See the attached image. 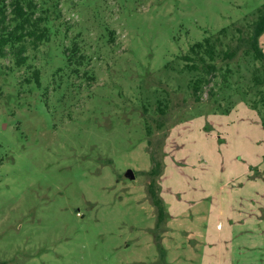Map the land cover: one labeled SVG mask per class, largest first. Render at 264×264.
<instances>
[{
	"label": "rangeland",
	"instance_id": "rangeland-1",
	"mask_svg": "<svg viewBox=\"0 0 264 264\" xmlns=\"http://www.w3.org/2000/svg\"><path fill=\"white\" fill-rule=\"evenodd\" d=\"M34 2L51 40L0 56V264H264V0Z\"/></svg>",
	"mask_w": 264,
	"mask_h": 264
},
{
	"label": "trees",
	"instance_id": "trees-1",
	"mask_svg": "<svg viewBox=\"0 0 264 264\" xmlns=\"http://www.w3.org/2000/svg\"><path fill=\"white\" fill-rule=\"evenodd\" d=\"M9 7L12 9L9 10ZM49 18L37 15V5L34 0H0V56L11 55L18 66L26 64L30 49L37 50L42 44L51 40L52 28ZM264 32V12L260 14L255 23L249 50L252 49L254 56L264 60V51L260 47L259 37ZM221 31L207 36L203 40L193 43L190 52L184 54L182 59L186 65L200 68L206 73L214 72L216 68L217 53L223 45ZM79 50L73 47L70 54L66 53L70 63L74 61ZM35 79L38 80V71H34Z\"/></svg>",
	"mask_w": 264,
	"mask_h": 264
},
{
	"label": "water",
	"instance_id": "water-1",
	"mask_svg": "<svg viewBox=\"0 0 264 264\" xmlns=\"http://www.w3.org/2000/svg\"><path fill=\"white\" fill-rule=\"evenodd\" d=\"M125 175L130 178V179H134L135 178V172L132 170V169H128L126 172H125Z\"/></svg>",
	"mask_w": 264,
	"mask_h": 264
}]
</instances>
